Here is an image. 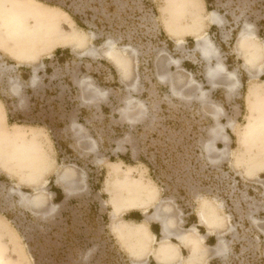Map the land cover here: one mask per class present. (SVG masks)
<instances>
[{"label": "rangeland", "instance_id": "rangeland-1", "mask_svg": "<svg viewBox=\"0 0 264 264\" xmlns=\"http://www.w3.org/2000/svg\"><path fill=\"white\" fill-rule=\"evenodd\" d=\"M208 3L0 0V263L264 264V0Z\"/></svg>", "mask_w": 264, "mask_h": 264}, {"label": "bare ground", "instance_id": "bare-ground-1", "mask_svg": "<svg viewBox=\"0 0 264 264\" xmlns=\"http://www.w3.org/2000/svg\"><path fill=\"white\" fill-rule=\"evenodd\" d=\"M212 18L214 20H219V18L217 17V15L213 12L212 13ZM199 48L201 49L202 51V54L206 57L210 56V52L212 51L211 49V43L210 41L207 39V38H202V43L199 45ZM219 70H221V67L220 66H217L216 68L214 69H210L208 71V75H209V78H213L218 72ZM251 94H252V97H255V98H262V103L264 104V94L263 93H260L258 92L257 90H252L251 91ZM255 127H252L250 130L251 132L255 133V134H260V132H263V144H264V121H260L256 124H254ZM223 125H220L218 122H216V126L213 127L211 130H210V134L212 136V138H215V139H221L222 141L226 142V137L225 135L223 134ZM206 147H209L211 148L212 147V144H207ZM159 216V215H157ZM161 225H162V234L164 236V238H167L168 235L170 234L169 230H168V226H167V223H166V220L163 218L162 221H161ZM177 237H179L180 235H176ZM220 247H216L215 248V252H220ZM0 262H1V258H0ZM2 264V263H0Z\"/></svg>", "mask_w": 264, "mask_h": 264}, {"label": "trees", "instance_id": "trees-1", "mask_svg": "<svg viewBox=\"0 0 264 264\" xmlns=\"http://www.w3.org/2000/svg\"><path fill=\"white\" fill-rule=\"evenodd\" d=\"M205 1H206L207 4H209L208 3L209 0H205ZM75 20H76V22H78V24H80L77 19H75ZM55 192H56V199H60L62 197V194H61L60 190L59 189H56ZM131 218L134 219V220H136V221H139L141 219V216L139 214L136 217L135 216L134 217L132 216Z\"/></svg>", "mask_w": 264, "mask_h": 264}, {"label": "crops", "instance_id": "crops-1", "mask_svg": "<svg viewBox=\"0 0 264 264\" xmlns=\"http://www.w3.org/2000/svg\"><path fill=\"white\" fill-rule=\"evenodd\" d=\"M205 1V0H204ZM205 3H206V1H205ZM207 4V3H206ZM208 5V4H207ZM140 215H141V213H139ZM142 216V215H141Z\"/></svg>", "mask_w": 264, "mask_h": 264}]
</instances>
